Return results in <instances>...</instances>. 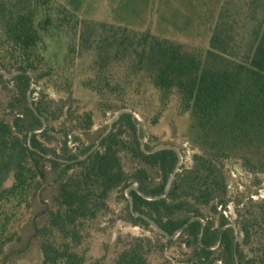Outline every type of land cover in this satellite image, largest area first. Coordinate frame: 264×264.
Listing matches in <instances>:
<instances>
[{
    "label": "trees",
    "instance_id": "1",
    "mask_svg": "<svg viewBox=\"0 0 264 264\" xmlns=\"http://www.w3.org/2000/svg\"><path fill=\"white\" fill-rule=\"evenodd\" d=\"M208 46L206 52L84 19L60 0H0V70L20 73L12 79L0 74L3 264L51 186L43 222L34 227L40 253L34 264H168L162 253L176 246L187 252L182 264H264V201L238 203L232 226L218 210L231 202L222 159L242 145H264V0H223ZM78 61L89 73L81 85L99 97L103 111L135 113L126 90L131 77H141L158 91L162 109L177 96L180 112L194 118L201 152L193 155L192 166L181 167L166 197L149 201L132 190L131 211L126 191L136 185L150 197L162 195L178 156L173 150L149 154L155 148L142 143L133 114L120 116L104 138L108 131L90 140L93 113L75 109L73 82L65 74ZM124 65L123 86L114 71ZM43 82L67 98L56 102L42 92L31 102L36 115L29 93ZM245 160L251 172L264 171V162ZM115 191L127 203V222L156 238H119L110 260L92 259L86 245ZM134 214L152 219L170 236L193 218L204 223L195 221L169 240Z\"/></svg>",
    "mask_w": 264,
    "mask_h": 264
},
{
    "label": "rangeland",
    "instance_id": "2",
    "mask_svg": "<svg viewBox=\"0 0 264 264\" xmlns=\"http://www.w3.org/2000/svg\"><path fill=\"white\" fill-rule=\"evenodd\" d=\"M65 51V42H63ZM208 45L205 51H208ZM52 51V50H51ZM125 65L121 68L117 67L114 71L116 79L123 86L125 85ZM66 76L73 82L72 98L74 107L79 113L92 112L94 126L91 131L90 140L95 141L101 133L105 134L110 128L111 119L116 113L101 110L99 107V97L82 87V81L89 76L87 65L78 61L71 68L65 70ZM56 84L61 85L63 79L56 77ZM127 88L126 99L130 108L135 110V118L141 130V140L144 145L149 144L153 148L159 146H173L180 150L182 154V166H192L193 155L201 152L200 142H197L199 132L196 129L194 118L191 114H183L179 110L178 97L174 96L169 105L162 109L159 103V93L147 81L141 77H131ZM54 84V83H53ZM141 84V85H139ZM30 92V103L33 99L40 97L45 92L49 99L56 102L63 101L67 98L64 92L56 91L51 84L43 82L40 86H32ZM0 96L3 97V90L0 89ZM131 110V109H128ZM132 111V110H131ZM106 112V113H105ZM82 140L85 137L81 138ZM86 142V139L85 141ZM74 143V142H73ZM70 143V147L74 148L75 144ZM54 146L56 145L53 144ZM250 159L254 165H260L264 162V145H254L252 147L240 146L235 152L224 157L222 163L228 180V199L231 201L227 210L230 225L234 223L237 213L238 203H248L252 200L255 203L264 201V171L251 172L246 167V160ZM10 180L6 187L12 185ZM55 187L47 188L43 193L42 200L35 207L32 218L29 223L24 226L22 231V240L17 244L13 252L10 254L4 264H34L40 258L38 239L34 235V227L43 222L41 212L45 205L50 203L48 199L54 192ZM127 192V191H126ZM109 212L95 226L92 238L89 239L86 247L89 249V255L92 259L107 256L110 260L114 252L115 243L119 238L125 237H151L156 238L151 231L139 227H133L127 222V203L121 197L118 191L112 192L108 198ZM241 207V205H240ZM219 219V216H215ZM161 243L166 240L157 238ZM257 245V244H256ZM256 249V248H255ZM249 257H254L255 253L250 247L246 249ZM184 248L173 247L165 249L162 257L168 264H182L186 257ZM0 264H3L0 261Z\"/></svg>",
    "mask_w": 264,
    "mask_h": 264
},
{
    "label": "crops",
    "instance_id": "3",
    "mask_svg": "<svg viewBox=\"0 0 264 264\" xmlns=\"http://www.w3.org/2000/svg\"><path fill=\"white\" fill-rule=\"evenodd\" d=\"M76 15L204 48L223 0H60Z\"/></svg>",
    "mask_w": 264,
    "mask_h": 264
},
{
    "label": "water",
    "instance_id": "4",
    "mask_svg": "<svg viewBox=\"0 0 264 264\" xmlns=\"http://www.w3.org/2000/svg\"><path fill=\"white\" fill-rule=\"evenodd\" d=\"M0 74L4 75L5 78L7 79H12L14 77H16L17 75H19L20 73H13V74H8L4 71H1L0 70ZM29 97H30V93H29ZM30 107L31 109L35 112L36 115H38V112L37 110L35 109L34 105L32 103H30ZM124 114H133L135 116V113L131 110H128V109H124V110H121L119 112H117L115 114V116L111 119V122H110V128L108 130V132L102 137L104 138L112 129V125L120 118V116L124 115ZM41 120L43 121V119L41 118ZM44 122V121H43ZM102 138L99 140V142L102 140ZM98 142V144H99ZM98 145H96L92 151H90V153H92L96 148H97ZM162 150H173L176 152L177 156H178V163L176 165V168L174 169L173 173L170 175L169 179H168V182L166 184V187H165V191L162 195L160 196H157V197H150L144 193H142L141 191L138 190L137 186L136 185H132L126 192L127 194V197L129 199V202H130V209L131 211L133 212V209H134V205H133V199L129 196V193L132 191V190H135L137 191L144 199L146 200H149V201H154V200H159V199H162L164 197H166L171 188H172V185L174 183V180L176 178V175L177 173L180 171L181 169V164H182V154L180 152V150L176 147H173V146H159L157 148H155L153 151L151 152H148L149 154H153V153H156V152H159V151H162ZM89 153V154H90ZM135 216H140L142 217L143 219H145L149 224L150 226L155 230L157 231L158 233H160L161 235L165 236L167 239H176L177 236L179 234L182 233V231L189 226V224L195 222V221H201L202 223H204L200 218H193L192 220L189 221V223H187L182 229H180L178 232H177V235L175 236H170L166 231H164L155 221H153L152 219L146 217V216H143V215H140V214H134Z\"/></svg>",
    "mask_w": 264,
    "mask_h": 264
},
{
    "label": "built area",
    "instance_id": "5",
    "mask_svg": "<svg viewBox=\"0 0 264 264\" xmlns=\"http://www.w3.org/2000/svg\"><path fill=\"white\" fill-rule=\"evenodd\" d=\"M228 188H229V186H228ZM218 210H219L220 212H222V213L224 214V216L227 217V218H229V215H231L230 210L224 209L222 206H220V207L218 208Z\"/></svg>",
    "mask_w": 264,
    "mask_h": 264
}]
</instances>
